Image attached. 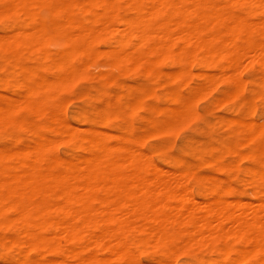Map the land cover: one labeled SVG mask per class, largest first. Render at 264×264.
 Masks as SVG:
<instances>
[{"label": "bare ground", "instance_id": "6f19581e", "mask_svg": "<svg viewBox=\"0 0 264 264\" xmlns=\"http://www.w3.org/2000/svg\"><path fill=\"white\" fill-rule=\"evenodd\" d=\"M235 3L243 9L241 14L231 9ZM120 4L131 13L120 12ZM43 7L50 14L46 19L35 12ZM7 14L16 19L3 27L1 49L11 54L9 45L13 44L34 50L40 64L32 68L15 60L16 72L23 73L16 84L21 93L0 94V123L16 121L13 112L17 109L43 112L46 105L37 98L38 89L60 86L74 77L73 60L80 54L92 61L95 56H106L114 63H142L147 54L173 63L192 59L218 70L216 75L199 72L203 94L209 93V84L216 86L221 79L228 83L227 94L239 95L246 107L252 106L257 95L264 103L262 90H247L239 75L242 61L248 60L259 67L256 84L264 88V42L251 37L256 32L264 34V0H6L0 16ZM255 15H259L255 22L248 20ZM99 34L106 37V50L93 48ZM59 38L63 48L50 51L44 47ZM158 59L153 60L158 64ZM186 71L182 68V73ZM180 96L173 95L171 105L159 108L162 124L177 126L174 123L183 116L190 118L197 94L190 97L192 105ZM50 118L56 123L54 131L78 144L86 154L77 159L74 154L49 156L44 134H38L31 145L0 149V225L16 230L18 237L12 242L20 248L5 264H104L112 257L122 259L123 264H140L130 241L140 249L152 247L166 253L179 252L190 244L206 245L215 255L214 264H264V199L243 203L216 197L196 202L182 179L185 171L176 174L159 168L149 155L125 144H109L98 131L90 129L83 134L53 112ZM227 122L243 134L239 140L225 142L221 155L230 153L238 162L264 154V122L259 125L240 116ZM245 142L251 143L249 151L239 148ZM247 173L264 181V166H249ZM55 238L78 240V245L65 253L71 261L67 257L44 261L40 256H29L30 249L45 247ZM85 248L105 249L108 255L82 257Z\"/></svg>", "mask_w": 264, "mask_h": 264}, {"label": "rangeland", "instance_id": "374dc122", "mask_svg": "<svg viewBox=\"0 0 264 264\" xmlns=\"http://www.w3.org/2000/svg\"><path fill=\"white\" fill-rule=\"evenodd\" d=\"M56 1L68 2V0ZM217 1L221 2V0ZM4 3H6V0H0V8ZM231 9L240 14L243 11L237 3L232 5ZM119 11L125 15L131 13L122 4H120ZM35 12L41 18L50 17L48 10L44 7L35 10ZM76 12L77 9L75 8L73 13ZM258 18L259 15H255L249 17L248 20L255 22ZM15 19V16L10 14L1 15L0 33L5 25L15 22ZM259 34V32L252 33L251 37L264 42V34ZM104 38H106L104 35L99 34L94 40L93 48L95 50L103 51L107 49L106 39ZM44 47L50 51L59 49V47L63 48V41L60 38L50 40L46 42ZM9 50L11 54L0 47V94L15 96L21 93L18 88L16 89V84L21 81L23 73L16 72L14 63L16 61L22 62L27 67L32 68L39 66L40 63L37 57L38 54L34 50H26L13 44L9 45ZM95 57L93 58L95 61H92V58L81 54L75 56L73 62L76 65V74L74 77L67 79L72 80L69 82L66 80L60 86L38 89L37 98L46 105L43 112L36 113L25 108L17 109L13 112L16 121L5 122V124L4 122L0 123V149L3 147L16 149L22 145H31L37 139L38 134H44L47 141H49L46 149L47 155L65 158L69 157V154H74L76 159L81 158L86 152L78 144L71 143L65 135H59L54 131L53 127L56 126V123L51 121L50 118L53 112L60 118H65L69 124L77 127L80 133L84 134L90 129L98 131L102 133L109 144H125L137 153L149 155L148 157L159 168L167 171L171 170L176 174L185 171L187 174L184 172L182 179L185 180V185L187 189H190L188 191L196 202L209 201L210 198V201H213L216 197L218 199H228L231 202L237 200V202L244 201L245 203L264 199V181L257 180L247 173L249 166L258 168L264 166V154L254 158L244 157L239 159L238 162L236 156L230 153L221 155L223 152L222 146L225 142L239 140L243 134L239 127L227 122L231 117L240 116L245 120H253L262 125L264 122V103L263 100H260L261 97L257 95L251 100L252 106L246 107V103L239 95L230 97L227 94L228 83L221 79H219L220 82L217 80L218 82L214 83L216 86L209 84L210 86L206 87L209 93L203 94L205 90L202 87L204 86L201 85L202 87H200L198 85L202 83L199 72L216 75L218 70L201 66L192 59L173 63L163 57L160 58L159 55L147 54L145 56L147 61H154L159 58L158 64L156 61H154L156 64L150 61L151 63L148 65L149 62H143L144 58L140 60H143L142 63L137 61L114 63L112 58L106 56L99 55ZM89 60L93 63H89L91 62ZM179 68H181L180 73ZM182 68H185L187 70L185 73L188 74L182 73ZM240 71L239 75L247 90H262L264 95V88L256 84L260 76L259 67L253 63H248V60H243ZM172 72L174 77L173 74L170 77ZM198 86L200 88H197ZM195 87L200 89L202 93L198 92L200 93L198 94L197 91L199 90ZM196 94L197 96H194ZM173 95H181L180 97L188 99L190 103L192 100L191 95L197 97L195 99L192 97L197 101L193 100L195 103L192 102L193 105L191 103L192 107L189 104L192 116L190 115L189 118V115H186L187 119L183 116V120H179L182 121L180 125L178 124L179 121L176 124L174 123L177 126L162 124V115L159 112L160 107L172 104L171 97ZM193 110L194 113L196 110L195 114H192ZM161 126H164L163 129H161ZM152 130L155 131V134ZM147 132H149V135L145 136V133L148 134ZM134 133L136 137L133 136ZM49 139H55L56 141ZM57 139L60 140L58 143ZM11 141L15 143H11ZM250 144L249 142L242 143L239 148L243 151H249ZM216 156L217 158L213 162L205 160ZM225 187H228L227 190ZM213 190L220 192L219 196H215ZM7 214L13 216L12 211L7 210ZM262 219L260 220L262 221ZM16 237H18L16 230L7 225H0V264H5L6 261L17 256L20 251V248L12 242ZM77 245L78 240L55 238L51 239L45 247L30 249L29 256H40V259L44 261L65 258L67 257L65 253ZM234 245L236 247L237 244ZM130 247L136 255L135 261L140 264H155L158 262L172 264L173 261V264H214L215 258L209 246L199 244L187 245L180 250L181 252L177 251L178 254L177 252H161L152 247L140 249L131 241ZM90 253H95L100 258L108 255L105 249L85 248L81 256L84 257ZM230 256L233 257L234 254L231 253ZM112 258L104 264H123L122 259ZM67 260L71 261L68 257Z\"/></svg>", "mask_w": 264, "mask_h": 264}]
</instances>
